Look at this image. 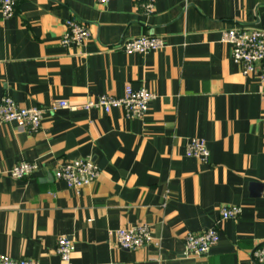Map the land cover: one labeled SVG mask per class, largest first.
<instances>
[{"label":"crops","instance_id":"1","mask_svg":"<svg viewBox=\"0 0 264 264\" xmlns=\"http://www.w3.org/2000/svg\"><path fill=\"white\" fill-rule=\"evenodd\" d=\"M17 0L0 15V98L22 108L65 100L76 110L43 115L28 133L0 122V254L63 264L57 240L73 241L69 264H256L264 240V85L244 77L223 41L230 29L264 30V0ZM90 32L79 47L60 41L64 22ZM157 36L163 48L125 54L122 42ZM154 94L142 119L120 109H81L100 95L121 98L126 86ZM209 158L185 156L189 139ZM91 158L95 182L78 191L56 168ZM35 163L27 178L6 173ZM236 220H220L224 206ZM145 224L160 248H118L115 231ZM211 227L219 240L203 258L184 255L186 234Z\"/></svg>","mask_w":264,"mask_h":264},{"label":"built area","instance_id":"2","mask_svg":"<svg viewBox=\"0 0 264 264\" xmlns=\"http://www.w3.org/2000/svg\"><path fill=\"white\" fill-rule=\"evenodd\" d=\"M17 0H0V15L2 19L13 16ZM105 4L110 0H95ZM156 0H144L141 9L147 16L153 14ZM65 31L60 43L64 47L82 46L90 32L82 22L69 19L64 22ZM223 41L231 46V59L240 67L244 77L255 75L264 85V30L257 28L230 29L223 32ZM163 48V41L157 36L143 35L121 43L120 49L125 54H146ZM154 94L146 89L133 90L126 86L121 98L111 95H100L94 100H88L81 109L89 111L98 109L106 114L114 108L120 109L127 119H142L148 110V104L154 99ZM76 110L65 100L51 102L44 108H22L9 97L0 98V122L15 123L20 129L28 133H37L41 129L43 115L53 114L58 110ZM185 156L201 163H207L209 152L204 140L189 139ZM38 166L31 162L15 164L6 173L14 180H21L31 176ZM99 170L91 158L75 159L62 164L54 171V178L63 182L67 188L75 191L96 181ZM241 214L239 206H224L219 210L220 220H236ZM115 240L118 248L136 250L152 246L160 248V240L152 235L149 226L142 224L130 228H119L115 231ZM219 231L211 227L200 234H186L184 238V255L195 258L205 257L210 248L217 244ZM73 241L67 236H60L57 240L56 253L63 264H69L73 252ZM251 258L256 264H264V240L252 250ZM0 264H38L34 260H14L10 256L0 254Z\"/></svg>","mask_w":264,"mask_h":264}]
</instances>
